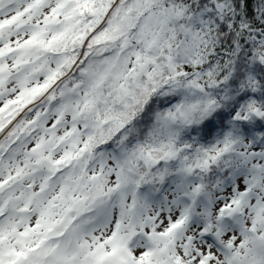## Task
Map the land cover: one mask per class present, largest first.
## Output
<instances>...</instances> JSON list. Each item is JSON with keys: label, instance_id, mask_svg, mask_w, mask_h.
I'll use <instances>...</instances> for the list:
<instances>
[{"label": "snow or ice", "instance_id": "snow-or-ice-1", "mask_svg": "<svg viewBox=\"0 0 264 264\" xmlns=\"http://www.w3.org/2000/svg\"><path fill=\"white\" fill-rule=\"evenodd\" d=\"M0 264H264V0H0Z\"/></svg>", "mask_w": 264, "mask_h": 264}]
</instances>
